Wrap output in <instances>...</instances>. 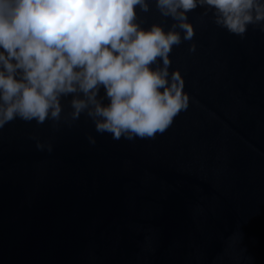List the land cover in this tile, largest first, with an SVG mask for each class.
Listing matches in <instances>:
<instances>
[{"label":"water","instance_id":"95a60500","mask_svg":"<svg viewBox=\"0 0 264 264\" xmlns=\"http://www.w3.org/2000/svg\"><path fill=\"white\" fill-rule=\"evenodd\" d=\"M187 15L169 53L187 105L163 132L114 140L66 101L0 127V264H264V32Z\"/></svg>","mask_w":264,"mask_h":264},{"label":"clouds","instance_id":"9594fccd","mask_svg":"<svg viewBox=\"0 0 264 264\" xmlns=\"http://www.w3.org/2000/svg\"><path fill=\"white\" fill-rule=\"evenodd\" d=\"M150 4L169 27L142 25ZM197 7L229 33L264 32V0H0V127L60 121L66 101L114 140L163 132L187 105L169 53L192 40Z\"/></svg>","mask_w":264,"mask_h":264}]
</instances>
